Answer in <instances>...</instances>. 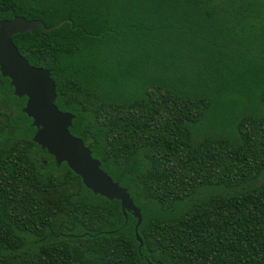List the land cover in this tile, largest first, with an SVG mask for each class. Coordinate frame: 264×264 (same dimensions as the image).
Returning <instances> with one entry per match:
<instances>
[{
	"label": "trees",
	"instance_id": "16d2710c",
	"mask_svg": "<svg viewBox=\"0 0 264 264\" xmlns=\"http://www.w3.org/2000/svg\"><path fill=\"white\" fill-rule=\"evenodd\" d=\"M16 16L64 22L14 43L141 210L143 245L33 142L0 73V264H264V0H0Z\"/></svg>",
	"mask_w": 264,
	"mask_h": 264
},
{
	"label": "water",
	"instance_id": "95a60500",
	"mask_svg": "<svg viewBox=\"0 0 264 264\" xmlns=\"http://www.w3.org/2000/svg\"><path fill=\"white\" fill-rule=\"evenodd\" d=\"M63 24L48 27L42 20L19 16L0 21L1 76L10 80L16 97L27 98L22 111L33 120L32 126L37 129L33 142L54 157L59 167L65 163L95 195L120 201L125 217L131 213L137 219L136 237L142 246L143 241L138 234L142 223L141 210L127 189L102 170L101 162L93 157L84 141L70 132L75 116L56 105L57 87L51 71L31 65L14 43L16 35L33 32L38 27L49 32Z\"/></svg>",
	"mask_w": 264,
	"mask_h": 264
},
{
	"label": "rangeland",
	"instance_id": "374dc122",
	"mask_svg": "<svg viewBox=\"0 0 264 264\" xmlns=\"http://www.w3.org/2000/svg\"><path fill=\"white\" fill-rule=\"evenodd\" d=\"M0 111L6 112V103L5 102L0 104ZM208 191L212 192V193H216V192H218V189L216 187H212Z\"/></svg>",
	"mask_w": 264,
	"mask_h": 264
}]
</instances>
